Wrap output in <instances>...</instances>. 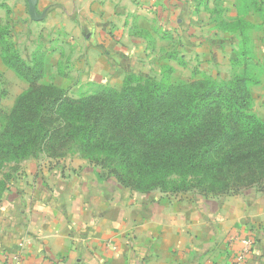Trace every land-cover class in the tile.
<instances>
[{
  "label": "crops",
  "instance_id": "obj_1",
  "mask_svg": "<svg viewBox=\"0 0 264 264\" xmlns=\"http://www.w3.org/2000/svg\"><path fill=\"white\" fill-rule=\"evenodd\" d=\"M48 6L53 25L75 35L67 85L91 87H120L129 74L162 67L193 68L225 23L241 20L230 13L245 8L242 0L37 1L39 12ZM14 74L0 58V115L22 92L10 84ZM21 168L0 203V264L21 243L27 264H141L138 256L146 264H232L248 237L243 264H264V189L167 200L125 194L78 154L28 159Z\"/></svg>",
  "mask_w": 264,
  "mask_h": 264
},
{
  "label": "trees",
  "instance_id": "obj_2",
  "mask_svg": "<svg viewBox=\"0 0 264 264\" xmlns=\"http://www.w3.org/2000/svg\"><path fill=\"white\" fill-rule=\"evenodd\" d=\"M2 34L9 33L0 26ZM15 51L5 49V64L29 86L1 123L0 169L43 152L78 154L134 192L261 188L264 120L249 113L250 85L259 80H218L197 70L181 81L132 73L120 87L74 94L42 82V56L29 66ZM7 188L0 181V203Z\"/></svg>",
  "mask_w": 264,
  "mask_h": 264
},
{
  "label": "rangeland",
  "instance_id": "obj_3",
  "mask_svg": "<svg viewBox=\"0 0 264 264\" xmlns=\"http://www.w3.org/2000/svg\"><path fill=\"white\" fill-rule=\"evenodd\" d=\"M37 1L38 0H0V26L5 27L9 33L8 35L2 34L0 37V58L2 59V62L5 64V49L7 51V48L12 46L21 56L23 61L29 66L34 65V60L37 55L42 56L41 59L44 64L42 82L44 83H52L65 90L71 89V93L74 94L87 90H97L100 88L101 86L96 87L95 85L91 87L74 81L68 82L69 84L67 85V81L72 79V77L67 76L69 73H65V67L72 62L71 60L74 58L73 53L77 49L69 47L67 44L75 40V35H73L72 31H67L64 27L53 25L55 20L51 19L48 14L49 7L51 6H48L43 12H39L37 10ZM242 2L245 7L244 9L240 12L233 11L230 13L231 15H236V13H238V15L242 17L241 20L234 23L226 22L223 28L226 32H224L221 36V41L218 38H212L211 41H208L207 43L209 44L208 48L210 52L207 50L206 55L202 57V59L196 63L193 68L192 66L188 68L179 66L174 69H163L164 67H162L160 69L158 68L150 71H144L147 75H135L143 79H161L165 76L167 79L170 77V79H173L174 81H181L191 80L195 75V70H197L200 73H206L218 80L233 81L239 76L246 74L253 80L260 79V82H254L250 85L251 99L249 113L264 120V12H262L264 11V0H242ZM258 6H260L259 9ZM58 21L61 24V20ZM238 29L242 31L244 30L245 36H243L240 32L237 34L236 30ZM248 30L250 31V38L247 36ZM196 42L198 43L199 41L196 40ZM76 46L78 47L80 45ZM14 72L15 74L12 77L10 84L16 85V87H20V89L22 88L21 93H23L26 89H28L29 83L16 71ZM17 78L25 81V85H17ZM7 110H9V108L4 111L7 112ZM4 118L5 114H1L0 126ZM68 155L73 156L74 154ZM48 157L51 156L46 152H43L20 161H8L5 163V166L0 169V181L5 182L7 186H9L22 169V162L28 159L43 161ZM60 158L62 157L54 159ZM96 166L111 184H119L125 194L134 192L130 191L124 185L116 181L114 176L108 173L106 168H102L101 165ZM247 189L263 190L264 182L261 188L254 186ZM247 189H243L242 191L234 194H209L206 197L237 195ZM136 193L141 195L152 194L154 197L162 196V198L167 200H176L179 199V197L183 198L188 194H197L195 191L179 193L160 191H153L151 193ZM201 195L205 197L204 194ZM129 240L131 242L133 238H129ZM137 261H140L141 264L147 263L146 258L143 256H138Z\"/></svg>",
  "mask_w": 264,
  "mask_h": 264
},
{
  "label": "built area",
  "instance_id": "obj_4",
  "mask_svg": "<svg viewBox=\"0 0 264 264\" xmlns=\"http://www.w3.org/2000/svg\"><path fill=\"white\" fill-rule=\"evenodd\" d=\"M24 243L19 244V251H14L10 253H4V259L8 262V264H27L21 254V249L23 248ZM253 246V239L252 238H243L242 239V249L236 255L235 260L232 264H243L246 257L250 254L251 249ZM31 264H54L51 263L49 260H38L34 261Z\"/></svg>",
  "mask_w": 264,
  "mask_h": 264
},
{
  "label": "water",
  "instance_id": "obj_5",
  "mask_svg": "<svg viewBox=\"0 0 264 264\" xmlns=\"http://www.w3.org/2000/svg\"><path fill=\"white\" fill-rule=\"evenodd\" d=\"M35 3V2H34Z\"/></svg>",
  "mask_w": 264,
  "mask_h": 264
}]
</instances>
